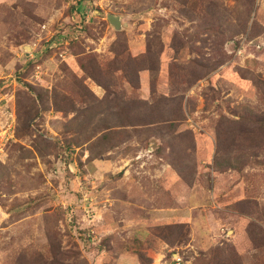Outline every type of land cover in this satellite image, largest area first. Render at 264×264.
Here are the masks:
<instances>
[{"label": "rangeland", "instance_id": "374dc122", "mask_svg": "<svg viewBox=\"0 0 264 264\" xmlns=\"http://www.w3.org/2000/svg\"><path fill=\"white\" fill-rule=\"evenodd\" d=\"M5 123L0 264H144L170 234L184 264H264V0H0ZM169 176L197 248L119 222Z\"/></svg>", "mask_w": 264, "mask_h": 264}, {"label": "crops", "instance_id": "0c3cea01", "mask_svg": "<svg viewBox=\"0 0 264 264\" xmlns=\"http://www.w3.org/2000/svg\"><path fill=\"white\" fill-rule=\"evenodd\" d=\"M168 177V176H167ZM169 181H165L163 179V182H166L170 186L168 189L169 196L164 195L160 193L154 194V189L152 188V185H147L148 187L146 188V192H142L141 194L137 195L139 199L141 200L138 205V208L142 211H144V214L147 219L145 220H140L144 221L139 222L137 219H131V217L126 218H121L119 222H124L123 229L124 228H129V236L133 238H149L150 235H152L148 230H146L145 224L148 225L149 222H154V223H160L162 222L165 225H171V224H187L191 230V235H190V242L185 248H193L198 247L197 242H196V235L193 232L192 228V223L193 219L196 215L197 211H200L204 214L206 213V209L203 208L205 206H200V207H190L187 203L186 197L183 194L182 190L184 189L182 185V181L178 179H173V177H170ZM173 181L172 184L169 182ZM183 186V187H182ZM154 187V185H153ZM151 188V189H150ZM153 190V191H152ZM186 193V192H184ZM162 202V204H161ZM122 204L127 205V201H121ZM156 203L160 204L161 206H156ZM165 203L167 206H165ZM136 204H133L135 206ZM134 208V207H132ZM121 217H125V214ZM130 218V219H129ZM246 219V217H244ZM205 222H207L209 226V234L211 236V231L212 229L215 228V231L218 233V229L222 227H225L223 222L221 220H212L211 217H206ZM144 225V227H143ZM213 225L214 227H212ZM221 233L224 232L223 229L219 230ZM151 246L148 247V249L145 251L147 259L151 261L150 264H167L165 262V257L167 253H171L172 251L168 249V246L163 243L160 239L158 238H151ZM175 253V252H174ZM173 253V254H174ZM118 256V264H126L128 258L130 255L135 256V254L131 251L123 252L119 254ZM172 256V255H171Z\"/></svg>", "mask_w": 264, "mask_h": 264}, {"label": "trees", "instance_id": "16d2710c", "mask_svg": "<svg viewBox=\"0 0 264 264\" xmlns=\"http://www.w3.org/2000/svg\"><path fill=\"white\" fill-rule=\"evenodd\" d=\"M79 3V0H77V4ZM155 227V226H154ZM149 228L148 229V231L151 233V234H153L152 233V231L154 232V230L155 231H158L159 229H157V228ZM173 229V230H175V235H177V237H179L180 235H182V238H181V240H186V241H188L189 239H190V235H191V230H190V228H189V226L187 225V224H179V225H176V226H173V227H168V229ZM155 237L156 238H158V239H160V240H163L165 243H167L168 244V242L170 243V239H173V234H170V236H165V235H163V237H159V236H157V235H155ZM134 240H136L137 242H139V240L138 239H134ZM168 241V242H167ZM168 247H170L169 246V244H168ZM170 248H172V247H170ZM136 255V254H135ZM171 255H173V253H171ZM136 256H140L139 254H137ZM140 258V257H139ZM145 263L144 264H150L151 263V261L149 260V259H145V261H144Z\"/></svg>", "mask_w": 264, "mask_h": 264}, {"label": "built area", "instance_id": "2783aa9c", "mask_svg": "<svg viewBox=\"0 0 264 264\" xmlns=\"http://www.w3.org/2000/svg\"><path fill=\"white\" fill-rule=\"evenodd\" d=\"M240 54H241V52L239 51L238 55H240ZM3 128L5 129V131H1L0 146H3L4 142H8L9 138H6L5 136L9 132H11V126H9L7 123H5V125L3 124ZM171 257H172L171 258L172 264H184L185 263L178 253H174Z\"/></svg>", "mask_w": 264, "mask_h": 264}, {"label": "water", "instance_id": "95a60500", "mask_svg": "<svg viewBox=\"0 0 264 264\" xmlns=\"http://www.w3.org/2000/svg\"><path fill=\"white\" fill-rule=\"evenodd\" d=\"M108 22L109 24L112 26V28L115 30V31H121L123 28H122V23H121V18L119 17H115V16H112V15H109L108 16Z\"/></svg>", "mask_w": 264, "mask_h": 264}]
</instances>
